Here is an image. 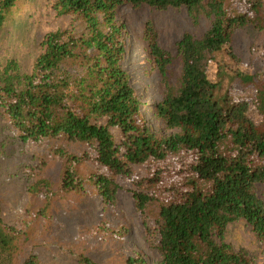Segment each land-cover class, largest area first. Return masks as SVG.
Listing matches in <instances>:
<instances>
[{"label": "trees", "instance_id": "trees-1", "mask_svg": "<svg viewBox=\"0 0 264 264\" xmlns=\"http://www.w3.org/2000/svg\"><path fill=\"white\" fill-rule=\"evenodd\" d=\"M18 1L0 0V29ZM125 5L185 8L193 24L210 21L200 36L185 32L175 54L160 45L150 21L144 29L164 94L150 111L169 134L149 124L125 66L131 43L118 18ZM54 8L77 15L84 31L50 32L29 69L16 58L0 66V119L40 159L29 217L16 212L18 221H8L12 208L0 198V264H55L46 251L66 247L49 220L52 202L88 191L116 205L122 188L133 194L158 264H259L227 232L245 220L264 242V69L251 72L233 46L241 27L264 32L263 0H55ZM93 235L112 236L101 226ZM68 245L78 264H98L84 238ZM108 264L148 262L118 251Z\"/></svg>", "mask_w": 264, "mask_h": 264}, {"label": "rangeland", "instance_id": "rangeland-1", "mask_svg": "<svg viewBox=\"0 0 264 264\" xmlns=\"http://www.w3.org/2000/svg\"><path fill=\"white\" fill-rule=\"evenodd\" d=\"M54 2L55 0H19L16 3L0 29V66L5 64L8 58H16L24 68L29 69L44 50L43 42L50 32L58 29H74L76 33L84 31V24L77 15L59 14L54 8ZM118 18L126 25L128 31L131 52L125 66L145 103L144 113L149 114L146 117L157 134H169L172 130L157 123L150 111V106L162 101L164 94L160 84L161 74L149 56L147 43L143 40L144 29L150 21L158 32L160 45L175 54L176 42L185 32L190 31L200 36L210 26V21L202 18L198 24H193L185 8L158 11L149 6L134 9L129 5L120 8ZM233 44L235 53L251 72L257 73L264 69V32L241 27L234 34ZM132 45L138 50L136 55H133ZM174 70L176 74L179 73V63L175 64ZM114 133L118 139L121 138L122 132L117 128ZM17 135L18 133L11 131L5 120L0 119V198H5L12 208L7 218L10 222L18 221L19 216L23 219L25 216L29 217L28 189L35 180L33 172L37 170L34 169L40 165V159L31 152L30 146L22 145L15 139ZM58 170L57 164L50 169V174L54 175ZM138 172L143 174L142 170ZM130 183L129 179V185ZM258 187L264 198V184H259ZM57 189L55 186V190ZM94 196L84 191L80 195L68 194L52 202L54 210H51L49 220L52 227L59 232L66 247L57 250L54 243L53 249L46 251L48 255L55 256L54 263L78 264L68 244L84 238V247L91 248L88 254L94 255L98 264H108V256L115 255L118 251H123L129 256L142 255L148 264H158L162 257L156 249L145 243L144 226L135 208L132 192L122 188L116 205L106 204L100 197ZM41 222L44 227L46 221ZM99 226L112 236L104 240L101 236H94L93 233ZM40 233L41 231L36 229L34 235L39 236ZM122 234L123 240L120 239ZM9 236H12L10 231L8 238ZM227 241L236 249H247L257 257L259 264H264V242L254 236L245 220L229 226Z\"/></svg>", "mask_w": 264, "mask_h": 264}, {"label": "bare ground", "instance_id": "bare-ground-1", "mask_svg": "<svg viewBox=\"0 0 264 264\" xmlns=\"http://www.w3.org/2000/svg\"><path fill=\"white\" fill-rule=\"evenodd\" d=\"M133 46V45H132ZM133 51H134V53H133V55H136V53H137V48H136V46H133ZM139 53V52H138ZM148 113V112H147ZM146 116L148 117L149 116V114H146Z\"/></svg>", "mask_w": 264, "mask_h": 264}]
</instances>
